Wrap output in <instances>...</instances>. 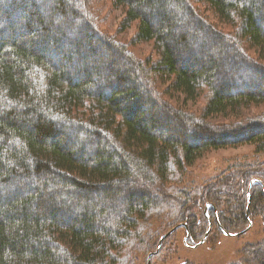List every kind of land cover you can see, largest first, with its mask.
<instances>
[{"label": "trees", "instance_id": "16d2710c", "mask_svg": "<svg viewBox=\"0 0 264 264\" xmlns=\"http://www.w3.org/2000/svg\"><path fill=\"white\" fill-rule=\"evenodd\" d=\"M114 1L126 8L123 27L136 23L135 39L154 43L153 69L87 23L81 0H0V264H128L154 211L175 217L188 244L205 239L199 202L206 229L212 217L227 232L251 222L226 180L201 201L170 184L210 150L250 142L264 151V128L208 122L264 104V0ZM152 74L186 100L208 88L202 117L162 99ZM253 181L260 209L264 178ZM242 253L234 264H264V239Z\"/></svg>", "mask_w": 264, "mask_h": 264}, {"label": "rangeland", "instance_id": "374dc122", "mask_svg": "<svg viewBox=\"0 0 264 264\" xmlns=\"http://www.w3.org/2000/svg\"><path fill=\"white\" fill-rule=\"evenodd\" d=\"M195 6L202 16L207 17L220 30L234 37L236 28L220 22L208 5L198 3ZM79 8H82V15L87 23L92 25L100 34L114 38L118 43L126 45L129 48L128 51L136 59L145 63V67L153 69L154 64L159 61V54L154 49L153 42H139L135 39L138 33L136 23H133L129 28L123 27L126 18L125 7L117 6L114 0H81ZM15 18L17 16L13 17V19ZM13 19L12 21H15ZM243 46L253 58L257 59L255 48L246 43ZM236 62L238 63V61ZM203 64L201 63V65ZM231 75L230 72L227 78ZM106 77L108 76L106 75ZM150 82L162 99H166L176 108L185 109L187 113L192 114L196 119L202 117L210 100L208 88L204 87L200 96L190 101L170 88V78L153 75ZM255 83L263 82L258 80ZM82 113H85V111L82 110ZM81 114L79 116H82ZM168 119L161 120L160 125L163 127H176ZM208 122H210V125H215L214 127L237 123V126L230 130L239 129L248 124L255 125V128H264V104L253 105L247 109L243 108L240 112L234 111L217 115L208 119ZM177 132L182 135L181 130H177ZM257 149V144L245 142L240 145H230L210 150L193 162L191 166L185 168L183 176L179 180L170 184L171 189L187 191L201 201L203 192L214 190L213 187L217 188L219 186L218 182L226 180L232 189L231 203L236 204V207H238L245 200L246 204L249 205V211L243 213L246 218L248 214L250 224L233 228L228 232L231 234L238 233L237 236H227L218 228L215 219L212 217L211 220L214 226L210 231L209 228L206 229V225L210 226V224L206 219H202V212H205L207 207L202 206L203 204L199 202V210H195V213L198 214L197 221L202 223L199 229L209 230L205 239L203 236L197 240L191 239L189 245L193 248H188L184 242L187 232L185 228H179L162 242L161 248L159 247L160 251L153 256L151 264H234L243 258L242 251L244 247L259 243L264 239V206L257 209L256 199L252 196L251 200L250 195V191L254 194L255 191L259 190L256 185L250 188V184L254 182L253 180L258 177L264 178L260 175L264 171V151L258 152ZM234 207L232 206V208ZM227 213L231 212L227 210ZM175 220V217H169L168 214H163V211L160 213L154 211V214L143 225L141 231V237L145 240V243L140 244L138 242L135 245L132 254L128 258V264H148V256L157 251L163 236L171 228L177 226ZM241 230L244 231L239 234ZM199 234L200 232L197 233V236H200Z\"/></svg>", "mask_w": 264, "mask_h": 264}, {"label": "water", "instance_id": "95a60500", "mask_svg": "<svg viewBox=\"0 0 264 264\" xmlns=\"http://www.w3.org/2000/svg\"><path fill=\"white\" fill-rule=\"evenodd\" d=\"M180 226H181V225H180ZM180 226H177L176 228H174L173 230H171L169 233H167V234L161 239L156 254L158 253V251H159V247H160V245L162 244V242H163L165 239L169 238V237H170V236H171L176 230H178V229L180 228ZM223 233H224L225 235H227V236H232L231 234L227 233L225 230H223ZM152 256H153V253L150 254L149 257H148V264H151V258H152Z\"/></svg>", "mask_w": 264, "mask_h": 264}]
</instances>
